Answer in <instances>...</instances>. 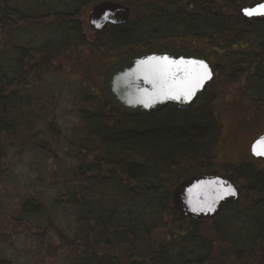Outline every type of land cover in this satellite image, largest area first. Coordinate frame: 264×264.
<instances>
[{"label": "trees", "instance_id": "1", "mask_svg": "<svg viewBox=\"0 0 264 264\" xmlns=\"http://www.w3.org/2000/svg\"><path fill=\"white\" fill-rule=\"evenodd\" d=\"M100 1L0 0V184L11 176L9 152L30 134L31 149L62 153L66 167L51 175L54 194L16 201V226L55 264H264V165L217 166L215 157L226 88L264 122V22L238 14L254 0H111L130 8L129 21L95 32L86 15ZM29 32L38 35L27 41ZM177 45L199 50L214 68L193 107L129 116L110 105L101 84L107 55ZM65 69L89 83L77 85L78 126L68 138L46 111L52 97L30 91ZM215 168L241 184L240 201L213 220L184 218L172 189Z\"/></svg>", "mask_w": 264, "mask_h": 264}, {"label": "water", "instance_id": "2", "mask_svg": "<svg viewBox=\"0 0 264 264\" xmlns=\"http://www.w3.org/2000/svg\"><path fill=\"white\" fill-rule=\"evenodd\" d=\"M261 5H264V0L244 5L239 9L240 17L253 22H264ZM246 9L255 11L248 15ZM129 16L128 7L107 0L95 4L89 10L87 20L92 30L101 32L107 26L125 25ZM200 65L207 67L209 76L194 87L190 97L181 95L177 99L174 93L166 94L161 90V69L165 70L168 84L178 85L186 76L185 69L199 70ZM212 80L213 70L200 56L188 51L158 50L139 53L112 63L104 72L102 87L114 108L129 116H137L159 112L168 105L178 110H187ZM164 87L166 89L167 85ZM249 153L264 162V134L252 140ZM238 199V190L229 180L212 175L192 176L180 182L172 191V202L176 210L183 217L193 220H212L220 213L224 204Z\"/></svg>", "mask_w": 264, "mask_h": 264}, {"label": "rangeland", "instance_id": "3", "mask_svg": "<svg viewBox=\"0 0 264 264\" xmlns=\"http://www.w3.org/2000/svg\"><path fill=\"white\" fill-rule=\"evenodd\" d=\"M27 35L28 41L34 39L38 34L29 32ZM113 55L109 54L104 59L107 64L111 63ZM68 71L69 69L63 71L64 78L59 79L51 76L45 80V83L40 85L36 83L34 89H30V91H35L36 95L42 93L46 98L52 97L51 104L54 103V105H45L46 111L54 116L60 132L67 138L71 135V129L78 126V118L75 113L76 97L80 93L78 90L80 87L77 88V85L83 83L89 86V83L83 81L76 83V77L69 76ZM91 78L99 83L95 73H92ZM226 90L227 92L220 95H228L223 96L218 104V109L227 105V110L218 113L222 129L220 141L215 147L217 166L226 162L237 164L246 158L248 159L250 143L256 136L264 133V122L260 123L257 120L251 103L243 96L234 94L235 92L229 94L228 88ZM39 125L35 124L32 130L35 132L39 128L41 129ZM44 136L46 139H51L50 146H53L57 141L55 138L53 141L50 133L44 134ZM25 137L23 143H26L27 147L21 145V151L16 148V151L9 152L6 163H9L12 168L11 176L10 178L7 177L6 181L2 179L3 184H0V207L2 204L5 205L3 213H0V263L55 264L52 259L42 257V254L36 255L35 252L38 250L34 248L35 245L31 244L32 241L28 238L27 228L16 226V222H14L16 219L15 204L20 197L27 194L33 196L51 195L52 192L49 191L50 184L53 183L51 175L66 168L64 163L59 162L65 157L57 151L54 155H40L29 147V137ZM28 147L31 150H28ZM65 148L67 149V147ZM57 179L59 178L57 177ZM237 185L240 186L239 183ZM54 193L55 191L52 194ZM63 215L66 217L65 214Z\"/></svg>", "mask_w": 264, "mask_h": 264}, {"label": "snow or ice", "instance_id": "4", "mask_svg": "<svg viewBox=\"0 0 264 264\" xmlns=\"http://www.w3.org/2000/svg\"><path fill=\"white\" fill-rule=\"evenodd\" d=\"M261 8V14H264V5L260 6ZM255 10L246 9L245 12L248 15L253 14ZM166 61V58H165ZM162 74V80L163 84L161 85V90L165 91L166 94H175V97L177 99L180 98L181 95H183L185 98L190 97L193 94L194 87L198 86L203 79L209 76V73L207 71V67L205 65H200L199 70H187L186 76L180 81L178 85H171L167 83V75L165 74V70L161 69ZM164 85H167L166 89Z\"/></svg>", "mask_w": 264, "mask_h": 264}, {"label": "flooded vegetation", "instance_id": "5", "mask_svg": "<svg viewBox=\"0 0 264 264\" xmlns=\"http://www.w3.org/2000/svg\"><path fill=\"white\" fill-rule=\"evenodd\" d=\"M165 49H167V50H177V51H191V52H194V53H196L197 55H199V56H201V57H205L204 56V54H202V53H200L199 52V50H197V49H193L191 46H189V45H177V46H175V47H166ZM206 56L208 55V54H205ZM212 66V65H211ZM208 87V86H207ZM207 87L205 88V91H206V89H207ZM204 91V92H205ZM203 92V93H204ZM202 96V95H201ZM200 96V97H201ZM261 165H264V164H262L261 163ZM215 170H216V172L214 173V174H219L220 172H219V169H216L215 168ZM222 170V169H221ZM231 172H232V170H230ZM219 172V173H218ZM224 174V171L222 172V173H220L219 175H223ZM240 184V183H239ZM237 185V184H236ZM241 185V184H240ZM238 186V185H237ZM239 190H241V189H239Z\"/></svg>", "mask_w": 264, "mask_h": 264}]
</instances>
